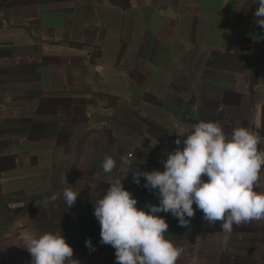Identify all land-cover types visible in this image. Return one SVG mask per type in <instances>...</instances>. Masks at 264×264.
Segmentation results:
<instances>
[{
  "label": "crops",
  "instance_id": "1",
  "mask_svg": "<svg viewBox=\"0 0 264 264\" xmlns=\"http://www.w3.org/2000/svg\"><path fill=\"white\" fill-rule=\"evenodd\" d=\"M258 7V0H0V243L30 225L35 190L44 193L46 216L31 233L70 182L94 195L85 176L102 152L118 157L114 180L137 184L133 174L163 172L161 161L184 146L177 132L186 136L201 120L229 135L247 127L264 149ZM145 184L141 176L137 185ZM149 197L159 200L158 190ZM193 207L187 227L167 213L165 238L184 249L177 264H264V221L226 233Z\"/></svg>",
  "mask_w": 264,
  "mask_h": 264
},
{
  "label": "clouds",
  "instance_id": "2",
  "mask_svg": "<svg viewBox=\"0 0 264 264\" xmlns=\"http://www.w3.org/2000/svg\"><path fill=\"white\" fill-rule=\"evenodd\" d=\"M255 12L258 27L264 28V0H258ZM178 137L183 148L168 154L163 172L154 170L133 174V181L150 191L158 190L159 205L149 204V211L137 207L138 201L125 189L122 180L109 181L105 195L95 202L94 215L100 223L101 243L115 249L116 264H177L184 249L165 238L169 230L166 219L157 213H171L181 227L195 216L193 204L203 212L210 225L220 224L223 232L233 226L264 221V149L261 138L244 126L226 134L218 122L199 121L185 136ZM175 143L181 144L178 138ZM124 163H128L125 159ZM116 160L107 156L102 163L111 174ZM204 176L208 179L205 181ZM54 193L51 200L60 197ZM68 208L75 205L79 194L67 187L62 193ZM31 255V264H77L74 249L60 233L36 236L29 231L20 234ZM92 248L91 240L85 241Z\"/></svg>",
  "mask_w": 264,
  "mask_h": 264
},
{
  "label": "trees",
  "instance_id": "3",
  "mask_svg": "<svg viewBox=\"0 0 264 264\" xmlns=\"http://www.w3.org/2000/svg\"><path fill=\"white\" fill-rule=\"evenodd\" d=\"M107 156H111L116 160V168L112 171L111 174H107L102 169V163L104 161V158ZM118 166H119V160L118 157H116L115 153H112L111 151L102 152L100 155L96 157V161L94 164V167L87 172L85 176V180L92 182L96 184L98 191L94 195H86L84 194L82 190V185L77 182H70L67 187H71L73 191L77 192L79 194L76 205H83L84 203L88 202L89 206L87 209L79 210V223H76V227L79 226V230H82L81 226H84L86 228V231H88L89 235L84 236L85 238H82L83 235H80L79 233L78 238H76V260L77 264H113L116 263L115 259V249L110 245H104L101 243V226L99 221L94 215V206L95 202L102 198L103 195L106 194L107 189L110 187L109 181L114 180L117 172H118ZM125 189L130 191L134 198L137 199L138 204L137 207L140 209H143L145 211H149L150 209L147 207L149 204L153 205H159V200H152L150 195V190L146 187H142L137 184L127 183L123 184ZM63 199L62 194L60 197L56 200H50L49 201V216L48 219L43 221L40 225V228L37 232V234H34L36 236H40L44 233L45 230L49 229V225L51 223H54L59 219V214L57 207H59L58 200ZM157 215L164 217L167 220V217L169 215L165 212L157 213ZM57 219H54V218ZM77 229V228H76ZM76 235V236H77ZM85 235V234H84ZM90 239L91 243H94L98 245L102 250V255L100 259H91L89 256L81 254L83 247H86L85 241ZM88 248V247H87Z\"/></svg>",
  "mask_w": 264,
  "mask_h": 264
},
{
  "label": "rangeland",
  "instance_id": "4",
  "mask_svg": "<svg viewBox=\"0 0 264 264\" xmlns=\"http://www.w3.org/2000/svg\"><path fill=\"white\" fill-rule=\"evenodd\" d=\"M7 177V176H6ZM76 182V181H74ZM5 187V185H4ZM83 190V187H82ZM76 191V190H75ZM85 191V192H84ZM84 193H88L89 191L86 189L84 190ZM44 193L42 190H35L33 192V195H36V199H38L37 202V210L36 212L31 211L29 215L30 225L26 228V231H34L36 230L39 224V221L46 216V212L44 211V207L42 206V195ZM59 207H57L59 219L56 217L54 219H57L56 222L51 223L49 225V229L45 230L44 233H60L64 236L66 241L73 247L74 249V255L73 259L76 260V238H78V233L80 235H83L82 238H85L84 236H88L89 233L86 231V228L84 226L82 227V230H79V226L76 227V223H79V210L87 209L89 204L88 202L84 203L83 205H75L71 208H68L67 204L65 203L64 199L58 200ZM77 228V229H76ZM18 232V229H16L12 235L7 238L6 241L3 243H0V264H31V255L28 252V250L25 248L26 245L24 244L23 240L18 237H16ZM43 233V234H44ZM33 234H37L33 232ZM85 234V235H84ZM77 235V236H76ZM100 235V234H99ZM92 244V248L94 250H90L87 247H83L81 254L89 256L91 259H97L101 258L102 249L94 244ZM116 264V263H113Z\"/></svg>",
  "mask_w": 264,
  "mask_h": 264
}]
</instances>
